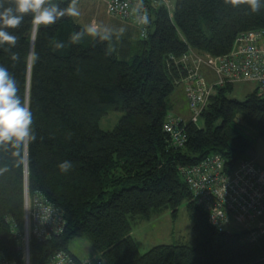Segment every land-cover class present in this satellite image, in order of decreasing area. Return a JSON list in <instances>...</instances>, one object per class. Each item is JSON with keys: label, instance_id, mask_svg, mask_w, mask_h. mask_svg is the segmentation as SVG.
I'll list each match as a JSON object with an SVG mask.
<instances>
[{"label": "trees", "instance_id": "16d2710c", "mask_svg": "<svg viewBox=\"0 0 264 264\" xmlns=\"http://www.w3.org/2000/svg\"><path fill=\"white\" fill-rule=\"evenodd\" d=\"M57 2L66 6L70 0ZM152 11L153 32L134 38L135 28H129L119 39L114 36L110 56L108 42L90 36L69 44L83 27L72 17L41 26L34 40L30 16L9 29L19 37L12 51L20 59L12 61L0 48V65L28 100L37 139L22 157L0 150V167L9 169L0 175V261L23 264L27 190L30 199L39 195L57 207L65 222L59 235L30 238V264H46L80 236L99 252L102 263L95 264H264V232L252 240L247 231L210 226L178 170L212 153L231 167L244 160L249 135L264 140V94L254 89L239 101L227 96L233 85L217 87L201 114L202 126L184 124L181 147L163 130L166 98L186 74L182 56L189 49L208 58L227 54L237 35L264 28V4L253 13L243 3L175 0L171 15L162 7ZM52 38L66 47L53 51ZM32 48L39 59L30 67L26 57ZM110 110L124 115L113 130L102 131L98 120ZM64 160L73 164L67 173L58 168ZM182 202L192 221L193 245H157L141 254L127 216L149 219L160 209L174 215Z\"/></svg>", "mask_w": 264, "mask_h": 264}, {"label": "built area", "instance_id": "2783aa9c", "mask_svg": "<svg viewBox=\"0 0 264 264\" xmlns=\"http://www.w3.org/2000/svg\"><path fill=\"white\" fill-rule=\"evenodd\" d=\"M110 15L135 28L141 39L150 32V23L141 25L137 17L146 9L151 19L152 10L164 8L171 15L169 0H101ZM180 62L186 74L179 80L188 99L191 112L189 120L197 124L207 105L210 94L217 87L227 84L254 83L259 93H264V28L240 33L234 39L230 51L215 57L209 64L194 50L189 49ZM204 64V65H203ZM206 66L215 75L211 84H206L200 74V66ZM185 122L179 116L168 114L163 126L174 146L181 147L185 142L183 134ZM180 176L190 190L195 204L205 213L207 222L218 231L225 227L239 226L247 231V239L254 240L264 232L263 224L255 225L264 213V167L248 160L239 161L236 166L226 164L225 158L218 153L207 155L196 164L178 167ZM65 222L60 210L43 200L39 195L31 199L27 190L24 194L23 230L20 247L23 264H30L29 241L48 240L63 232ZM238 230V231H239ZM0 264H12L2 260ZM46 264H91L78 260L68 251H56Z\"/></svg>", "mask_w": 264, "mask_h": 264}, {"label": "clouds", "instance_id": "9594fccd", "mask_svg": "<svg viewBox=\"0 0 264 264\" xmlns=\"http://www.w3.org/2000/svg\"><path fill=\"white\" fill-rule=\"evenodd\" d=\"M226 3L239 5L247 4L250 10L258 12L264 4V0H225ZM140 7H143L140 0ZM81 12L78 8V0H70L66 6H61L57 0H0V48L10 53L11 59L18 62L19 54L13 52L19 37L11 34L9 29H16L21 26L26 16L31 17L32 39L36 38L41 26L54 25L63 17H79ZM141 25L147 26L150 23L147 10L137 17ZM125 29L118 30L104 26L96 21L84 25L79 31L70 36L69 44L79 43L85 36L96 38L100 42H108L105 55L110 56L115 52L111 41L115 36L119 39ZM7 45L8 47H4ZM51 45L53 51L64 49L66 44L52 38ZM39 56L30 49L26 60L28 65L34 66ZM37 139L33 129V114L30 104L26 98L20 95L18 82L7 67L0 65V150L11 151L12 155L22 157V152L26 150L31 142ZM14 150V151H13ZM73 164L69 160H64L58 164L62 173L69 172ZM9 169L5 165L0 167V175Z\"/></svg>", "mask_w": 264, "mask_h": 264}, {"label": "rangeland", "instance_id": "374dc122", "mask_svg": "<svg viewBox=\"0 0 264 264\" xmlns=\"http://www.w3.org/2000/svg\"><path fill=\"white\" fill-rule=\"evenodd\" d=\"M169 1L171 4V12H173L175 0ZM78 8L81 15L79 17L72 18L81 26L96 21L97 23L116 30L123 28L125 29L124 32L129 31V28L131 30L133 28L130 24L119 21L117 18L110 15L101 0H78ZM151 18L154 20L153 16ZM153 30L154 27L151 25L150 33H152ZM134 32L136 31L134 30ZM134 32L132 33V36L136 38L137 36ZM198 55L209 64H211L215 58H208L207 56H202L200 54ZM203 65L200 66L199 72L204 78L205 83L209 85L214 82L215 75L211 72V70ZM184 69L186 71V68ZM254 89H256L254 83H238L233 85L232 92L228 93L227 96L232 99L243 101L245 99V95L254 91ZM166 103L168 105V114L172 116H179L185 122H189L192 114L189 110L187 95L182 84H177L174 87L172 93L167 96ZM123 115L124 112L121 110L108 111L98 120L100 130H113ZM196 125L202 126L201 118ZM248 139L250 146L245 152L244 160L252 161L257 165L263 166L264 140L259 139L254 135H249ZM127 219L131 226L130 236L136 242L138 251L141 254L157 245H193L194 233L192 229V221L188 215L185 202H182L179 205L174 215H172L169 209H160L152 210L150 212L149 219L131 216H127ZM263 219L264 213L260 216L255 225H260L261 223H259V221H262ZM225 229L229 232H237L240 228L237 225H232L225 227ZM66 248L72 256L78 257V259H87L92 264L102 263L99 252L85 236L71 239Z\"/></svg>", "mask_w": 264, "mask_h": 264}, {"label": "crops", "instance_id": "0c3cea01", "mask_svg": "<svg viewBox=\"0 0 264 264\" xmlns=\"http://www.w3.org/2000/svg\"><path fill=\"white\" fill-rule=\"evenodd\" d=\"M137 35V34H136ZM259 223H261V224H263L264 225V219L261 221H259ZM75 257V256H74ZM75 258H77L78 259V257H75ZM78 260H87V259H84V258H82V259H78ZM88 261V260H87Z\"/></svg>", "mask_w": 264, "mask_h": 264}]
</instances>
